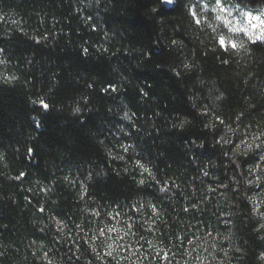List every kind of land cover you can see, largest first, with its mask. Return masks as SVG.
Wrapping results in <instances>:
<instances>
[{
  "label": "trees",
  "instance_id": "16d2710c",
  "mask_svg": "<svg viewBox=\"0 0 264 264\" xmlns=\"http://www.w3.org/2000/svg\"><path fill=\"white\" fill-rule=\"evenodd\" d=\"M195 4L144 0L156 50L134 0H0V264H111L101 223L141 264H264V41Z\"/></svg>",
  "mask_w": 264,
  "mask_h": 264
},
{
  "label": "rangeland",
  "instance_id": "374dc122",
  "mask_svg": "<svg viewBox=\"0 0 264 264\" xmlns=\"http://www.w3.org/2000/svg\"><path fill=\"white\" fill-rule=\"evenodd\" d=\"M198 4L191 5L190 11L195 17V19L201 20L204 17L209 16L212 20V23L217 26H221L224 29L223 36L226 39L231 38L233 41L238 42L241 38L249 39L247 35L242 32L234 33L229 30L230 27H241L246 21L243 19V13L250 12L254 16H260L264 19V4L256 5V6H247L244 4H240L235 2V0H223V7L231 11L232 15L227 16V13H222L220 9L216 5V0H196ZM164 4L171 5L173 0H163ZM227 16V19L231 21L229 26H225L221 20H217L216 16ZM255 23V21H254ZM254 32L253 37L250 40H262L256 39L257 35H261L260 29L252 30ZM253 181L256 183V187L258 188L257 196L254 200L255 209L258 213L261 212L260 205L264 204V163L260 166H257L253 171ZM264 223V221H263ZM109 228H115L118 231L108 232ZM100 229H104L105 235L100 236ZM123 237V239H118L117 237ZM129 232L125 229H120L118 226L111 224L101 223L99 228L93 234L89 235V239L93 243L96 251V257L102 260L104 263L110 262L111 264H141V257L137 256V251L133 247L132 244L128 242ZM113 245V256L108 257L106 253L109 251L108 245ZM208 246V245H207ZM209 257L202 262L201 264H236L235 255L232 253V247L228 245H219L218 243H212L211 247L207 249ZM205 250V251H206ZM158 253V252H157ZM150 264L156 260V258L151 259L149 255H147ZM151 259V260H150ZM264 259V254H263ZM199 264V262H196Z\"/></svg>",
  "mask_w": 264,
  "mask_h": 264
},
{
  "label": "snow or ice",
  "instance_id": "6c2138e0",
  "mask_svg": "<svg viewBox=\"0 0 264 264\" xmlns=\"http://www.w3.org/2000/svg\"><path fill=\"white\" fill-rule=\"evenodd\" d=\"M216 5H217V7L220 9V11L222 13H227V16H231L232 15L231 11H229L228 9L223 7V0H216ZM193 15H195V13H193ZM242 15H243V19L246 21V23L243 26H241V27L232 26V27L229 28V30L231 32H234V33L242 32L245 35H247L249 37V39H251L253 37V35H254V32L252 30L259 28L260 32H261V35H257L256 39L264 38V19H262L260 16L252 15L250 12L243 13ZM227 16L218 15V16H216V19L217 20H221L224 23L225 26H229L231 24V21H229L227 19ZM254 21H255V23H254ZM196 23H200V21L197 19ZM213 30L215 31V29H213ZM218 43L223 48H225V50H227V48L229 46L232 49L237 50V51H239V49H243L244 48V44L242 42L237 43V42L233 41L231 38H228L227 42H226V39H225V37L223 35L219 36ZM41 103H43V101H41ZM43 106L45 108L48 107L47 104H43ZM77 111H79V109H77ZM256 139H259V137H255L251 144L247 143L246 141H242V143L246 144V147H247L248 150H252L253 149V144H255V148L256 149H259L260 148V144H256L255 143ZM261 159H264V156H262ZM141 167H143V165H141ZM145 171H148V170L145 169ZM141 183H143V181H141ZM161 191H164V189H161ZM151 207H152L153 212H156L155 206L152 205ZM185 211H187V209H185ZM59 227H60V225L58 223V228ZM131 227L132 226L129 225V228H131ZM115 231H118V230L115 229V228H109L108 229V232H115ZM104 235H105L104 229H100V236H104ZM117 238L118 239H123V237H119V236ZM189 243H191V241H189ZM108 248H109V251L106 253V255L108 257H112L113 256V245L109 244ZM49 264H51V261H49Z\"/></svg>",
  "mask_w": 264,
  "mask_h": 264
},
{
  "label": "water",
  "instance_id": "95a60500",
  "mask_svg": "<svg viewBox=\"0 0 264 264\" xmlns=\"http://www.w3.org/2000/svg\"><path fill=\"white\" fill-rule=\"evenodd\" d=\"M143 6H144V0H134V11L137 19L146 27L148 33L150 34L156 50H158V46L156 43V39L154 36V30H153V25L152 21L150 18H148L144 12H143Z\"/></svg>",
  "mask_w": 264,
  "mask_h": 264
}]
</instances>
